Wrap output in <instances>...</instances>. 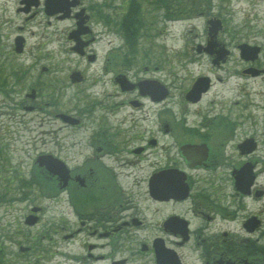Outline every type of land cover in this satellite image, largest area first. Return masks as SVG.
<instances>
[{
  "label": "flooded vegetation",
  "instance_id": "1",
  "mask_svg": "<svg viewBox=\"0 0 264 264\" xmlns=\"http://www.w3.org/2000/svg\"><path fill=\"white\" fill-rule=\"evenodd\" d=\"M51 1L0 0V41L12 24L7 53L38 74L23 107L57 123L39 154L62 168L37 167L10 194L12 207L24 202L14 205L25 212L10 235L16 254L30 264H264V28L252 27L264 0H200L195 43L170 58L160 23L188 0Z\"/></svg>",
  "mask_w": 264,
  "mask_h": 264
},
{
  "label": "rangeland",
  "instance_id": "2",
  "mask_svg": "<svg viewBox=\"0 0 264 264\" xmlns=\"http://www.w3.org/2000/svg\"><path fill=\"white\" fill-rule=\"evenodd\" d=\"M191 2L192 0L187 1L189 4ZM197 2H199V0H197ZM238 6L239 4L234 1V20H238L242 16V11L239 10ZM181 8L180 6V9ZM182 10L185 11L186 7L184 6ZM257 10H259V14L254 17L255 21L252 25L255 30L264 28V4L261 3ZM9 12L12 13V11ZM194 23H196L199 28H202V21L200 19H194ZM68 25L69 22H65L63 25V27L66 28V32L69 28ZM12 26V24L3 26V41H0V44L3 45V47H0V73L2 79L5 77L7 82L6 89L9 91V95H7L5 91L0 90V141L2 146H4V142L7 143L6 150L10 163L17 167L22 165L23 170H28L33 167L38 153L44 148V139L47 140L48 146H52V140L57 139V135L51 133L52 129H55L57 123H47V120H43L44 115L41 111L28 112L21 106L22 103L28 101L27 94L31 89L37 87L36 81L38 74L36 71H34V73L30 72L31 69L26 67L30 59L25 55L18 56L15 53H7V50H9V43L7 42L8 37H12L14 33H10V30L13 28ZM188 26L187 20L174 21L168 24H164L163 22L160 23V36L158 41L162 58H170V56L174 54L179 56V51L185 48L189 38L192 43H195L194 38L189 34ZM65 38L67 45L69 43H67L66 34ZM35 40L36 37L33 38V41ZM66 56L74 58L69 52H66ZM65 61L66 66L69 65V63H67L68 61L72 65L75 62L74 59L66 58ZM164 61L165 60H162V65H165ZM180 61L182 60L174 59L167 65H170V67L179 66L177 68L179 69L182 66V64H179ZM69 100L70 98L68 99V96H66L65 101L68 102ZM70 105H72V103L69 104V107ZM11 171L13 172L14 168ZM11 171H2L4 174L3 177H6L7 173L13 174ZM10 197L11 196H7L0 202V232L13 235L15 227L19 230V226H21V221L23 220L22 217L24 216L23 213L25 212L22 213L20 209L16 210L14 208V205L24 204V202H19L18 204L13 203L12 207V204L10 205L8 201ZM23 229L29 230L27 227H23ZM38 230H40V228L35 227L31 230V235L36 234ZM23 231L25 235H27V232L25 230ZM19 238L23 239L20 236ZM5 240V248L2 250L4 253H1L3 259L0 262L1 264H30L26 261L28 255L16 254L15 251H17V248H15V245L12 244L10 239ZM33 253L37 254V251ZM33 264H47V262L43 259H39V261L36 260Z\"/></svg>",
  "mask_w": 264,
  "mask_h": 264
},
{
  "label": "trees",
  "instance_id": "3",
  "mask_svg": "<svg viewBox=\"0 0 264 264\" xmlns=\"http://www.w3.org/2000/svg\"><path fill=\"white\" fill-rule=\"evenodd\" d=\"M0 160H4V159L0 158ZM0 163L2 164L0 165V179H1L4 176V174L2 173V171H4V162L3 163L0 162ZM12 179L13 178H11L10 180H7L3 184L2 182H0V201H3L9 194L8 191H10Z\"/></svg>",
  "mask_w": 264,
  "mask_h": 264
},
{
  "label": "water",
  "instance_id": "4",
  "mask_svg": "<svg viewBox=\"0 0 264 264\" xmlns=\"http://www.w3.org/2000/svg\"><path fill=\"white\" fill-rule=\"evenodd\" d=\"M38 161L40 162V164H43V161H44V159H43V156L42 155H40L39 157H38ZM59 166H58V164H57V162L55 161L54 163H53V166L51 167V170H55V172H57L58 171V168ZM242 188V187H241Z\"/></svg>",
  "mask_w": 264,
  "mask_h": 264
}]
</instances>
